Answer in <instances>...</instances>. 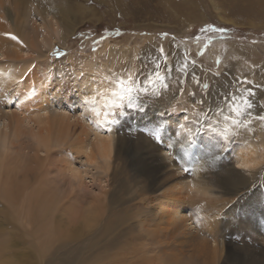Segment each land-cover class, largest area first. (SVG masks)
<instances>
[{
    "label": "rangeland",
    "instance_id": "1",
    "mask_svg": "<svg viewBox=\"0 0 264 264\" xmlns=\"http://www.w3.org/2000/svg\"><path fill=\"white\" fill-rule=\"evenodd\" d=\"M0 12L13 29L8 43L20 42L7 51L23 57L15 67L26 75L19 98L2 107L24 129L0 137V264H166L150 229L155 207L168 202L173 224L209 229L201 240L212 254L173 263L264 264V164L236 160L240 145L264 141V108L233 124L221 99L251 86L264 105V0H1ZM206 25L228 31L201 32ZM156 64L169 87L134 94L138 107L126 98L114 107L115 95V123L99 128L72 99L91 68L116 94L120 80L145 87ZM42 99L54 100L57 135L62 126L71 134L55 136L49 158L24 110ZM95 130L112 138L109 157ZM236 185L241 193L230 195Z\"/></svg>",
    "mask_w": 264,
    "mask_h": 264
},
{
    "label": "bare ground",
    "instance_id": "2",
    "mask_svg": "<svg viewBox=\"0 0 264 264\" xmlns=\"http://www.w3.org/2000/svg\"><path fill=\"white\" fill-rule=\"evenodd\" d=\"M3 17L4 16L0 12V53L2 54L1 56L5 55V57H6V59H3L4 62L0 59V113H1L0 114V137L3 134L4 138H7V136H9L10 132L14 130L16 132V137L18 139L23 134L24 128H22V124H24V123H23V121H19L20 119L17 118V121H19V122L18 123L16 122V124H14L13 120L15 118V115L10 114V113L2 110V107H4V106L6 107L8 101L10 99H12L16 96L17 97L19 96L18 94L20 92V87L25 82L24 79L26 78L25 77L26 75H24L25 70L23 68L15 67L16 63H19L21 60H23V57L19 56L15 52H12V51L10 52V50L13 48V46H11L12 48L10 47L11 49L9 51H7L8 50L7 45L13 44V42H15L14 44H16V41H15L16 39L13 40L12 43H8L9 39L6 38L8 36L4 35V33H7V31L12 32L13 29L11 28V30H8L10 27H7L6 22H5ZM12 36H14V35H12ZM18 41L19 40H17V42ZM10 42H11V40H10ZM19 43L20 42H18V44ZM18 44H16V46ZM21 45H22V43H21ZM19 47H21V46H19ZM17 51H19V50H17ZM99 80H100V78L94 73L93 69L92 68L89 69L87 72H85L83 77H80V79L78 80V84H77L78 87L74 90L75 91L74 95H72L73 101L76 103L77 106H80L82 114L84 116L90 117V119L92 118V120H94L93 124H95V125H97V123L95 122L96 117L93 115V112L91 111V109L93 107H99L102 112H107V113L109 112L110 113L109 120H110V118L112 117L111 113H113L112 112L113 108L112 107H106L105 105H113V104H115V102H117L115 94H111V92L109 91L107 86L102 83L103 80H101L102 81L101 83H99ZM104 90H105V93H103ZM21 92H23V91H21ZM64 93H65V95H67L66 92H64ZM25 99H26V97H25ZM34 99H36V98H34ZM46 99H47V97H46ZM64 100L67 101L68 97L65 96ZM23 102H25L24 99H23ZM42 103L45 105L41 106L40 108H38V107L33 108L32 107L33 109H29V110L24 109L23 107L22 108L27 113V116L28 115L30 116L28 123L30 124L33 122L35 124V127L37 128V131L35 130L36 135L38 136V139L39 138L41 139V141H39V143L42 142V145L45 148V151L47 152L46 157L49 158V153H50V150L52 148L51 142H53L55 136H58L57 132H55V131H56V127L58 126L57 124L59 121L58 120L59 115H58L57 110H54L51 108L52 107L51 103H54V100H50V101L48 100L47 101V100L42 99ZM43 104H41V105H43ZM33 105L34 104H32V106ZM255 111H257V110H255ZM1 122H2V124H1ZM184 123H180V124H184ZM60 129H61V131H63V134L58 133L59 136L57 138L60 139L61 138L60 135H61V136H66V138L68 139V137H70V135H71V134H69V131H67V132L64 131L63 126L60 127ZM84 129H85V127H84ZM33 130L31 129V131H33ZM34 136H35V134H34ZM37 136H35V137L37 138ZM56 141H57V139H56ZM79 142H81V141H79ZM94 142H95L94 145H96V147L98 148V151H100V154L102 156H104V157L110 156L111 151H112V138L110 137V135L109 136L107 135L105 138H103L101 136V133H99L98 130H95ZM94 142H92V143H94ZM249 142H251V143L247 142L245 145L242 143L243 145H240L238 147L239 151H238L237 156H236L237 162L240 165L248 167V168H254L257 165H259L260 163L264 164V141L260 142V144H257L253 141H249ZM8 143L10 145L12 143L14 144V142H12V141H8ZM59 143H61V142H59ZM81 143H83V142H81ZM81 143H80V148H81ZM94 145L92 144V148ZM83 146H85L84 143L82 145V148H83ZM6 155H9L8 152L6 153ZM2 157H4V156H2ZM38 157L40 159H43L41 155H38ZM4 169H3V163L2 164L0 163V176H4V172L6 171V169H5V171H4ZM7 171L9 172V170H7ZM8 175L11 176L12 173L10 174V172H9ZM4 179H5V177H4ZM5 182L9 183L8 181H5ZM0 184H1V182H0ZM196 187L199 188L200 184H197ZM200 188L202 189V187H200ZM242 189H243V187H241L240 185H236L233 188H230L228 190V192L230 195H236L238 193H241ZM203 192L205 194H210L211 190L205 189V191H203ZM41 196H43V195H41ZM172 201L173 202H175V201L181 202L182 198L176 197ZM154 210L155 211L153 212V218H152V222H151L152 227L150 229L151 230L150 232L155 236L154 242H156L158 244H162V248H160V250H158V253H162L164 255V261L166 262V264H177L175 262L173 263L172 261H173V259H175V261H179V260H177V256L179 254L189 253L194 257V259H197V260L198 259L200 260L201 258L208 260L212 257V254H211V257L209 256L210 255L209 254L210 247L208 246V242L201 240V239H203V237L205 235L209 234V229H206L200 223L198 226L194 227V230L191 229V230L187 231V229L186 230L184 229V228H186V224H185V221L182 220V218H180L181 220L177 224H173L172 222H170V220L168 219V216H169V211L172 210V206H170L169 202L164 203L158 207H155ZM258 245H260L259 247L262 246V244H258ZM167 251L169 252L168 259H167V255H166ZM260 251L262 252V255L264 256L263 246H262V248H260ZM157 259H158V255H154L152 257V261L157 260Z\"/></svg>",
    "mask_w": 264,
    "mask_h": 264
},
{
    "label": "snow or ice",
    "instance_id": "3",
    "mask_svg": "<svg viewBox=\"0 0 264 264\" xmlns=\"http://www.w3.org/2000/svg\"><path fill=\"white\" fill-rule=\"evenodd\" d=\"M200 31L201 32L215 31V32L223 34V33H226L228 30L225 28H217L215 25H206ZM164 35H167V34H164ZM11 38L17 39V37H15V36H12ZM221 38H223V37H221ZM196 39L199 40L200 37L197 36ZM210 43H211V40H208L205 43V48H207ZM160 52L162 55L164 54V50L162 47L160 49ZM58 54H59V50H58ZM201 54H203V53H201ZM165 71L167 73H170L171 68H168ZM181 73L183 74V70H181ZM192 75H193V78L196 80V82L199 83V78L196 77L194 73ZM217 75H219V74H217ZM129 81H131V78H129ZM237 83H239V84H250V82H248L246 79L243 81L238 80ZM149 86L151 87V89L153 91H156L157 88H165L166 89L169 87V84L167 83V75L165 74V72H162L160 70L159 64H156L155 70L146 76L145 87H142V88L139 86H136V87L128 86V87H126L125 81L120 80L119 81V88H120L121 92L116 93L115 95H117L119 97L121 103L114 105V107H123V102H124L125 98L127 99V106L128 107H138L139 105L134 102L135 101V95L134 94H139L141 92H147L149 90ZM181 87H182V85H181ZM204 87L210 88V85H205ZM255 94H256V89H253L250 86L248 88H245L243 92H239V90H238L237 93L234 94L231 91H228L224 97H221V99H223L225 101V106L236 114V118L232 119L233 124L241 123L239 117L243 116L245 113H250L254 107L264 108V105H257L252 101L251 97L254 96ZM105 106L106 107H113V105H105ZM95 110H101V109L99 107H93L91 109V111H95ZM109 115H110V113L108 112V117L103 122H98L97 120L95 122L97 123L98 126H105V125L110 124V123H115L116 122L115 119L109 120ZM111 115L114 116L115 113L113 112V113H111ZM257 118L261 121H264V115H258Z\"/></svg>",
    "mask_w": 264,
    "mask_h": 264
},
{
    "label": "clouds",
    "instance_id": "4",
    "mask_svg": "<svg viewBox=\"0 0 264 264\" xmlns=\"http://www.w3.org/2000/svg\"><path fill=\"white\" fill-rule=\"evenodd\" d=\"M92 112H93V115L96 117V120L98 122H103L108 117V113L107 112H102L101 110H95V111H92Z\"/></svg>",
    "mask_w": 264,
    "mask_h": 264
}]
</instances>
